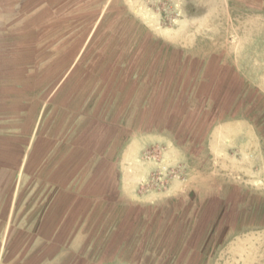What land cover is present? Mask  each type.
Listing matches in <instances>:
<instances>
[{
    "label": "rangeland",
    "instance_id": "374dc122",
    "mask_svg": "<svg viewBox=\"0 0 264 264\" xmlns=\"http://www.w3.org/2000/svg\"><path fill=\"white\" fill-rule=\"evenodd\" d=\"M102 1L115 162L147 142L130 177L99 159L100 262L264 264V0Z\"/></svg>",
    "mask_w": 264,
    "mask_h": 264
},
{
    "label": "crops",
    "instance_id": "0c3cea01",
    "mask_svg": "<svg viewBox=\"0 0 264 264\" xmlns=\"http://www.w3.org/2000/svg\"><path fill=\"white\" fill-rule=\"evenodd\" d=\"M101 4L0 0V264H131L124 246L101 262L93 246L99 159L130 177L147 142L127 141L115 162L114 115L99 113L115 76L99 63L105 51L114 61L99 43Z\"/></svg>",
    "mask_w": 264,
    "mask_h": 264
}]
</instances>
